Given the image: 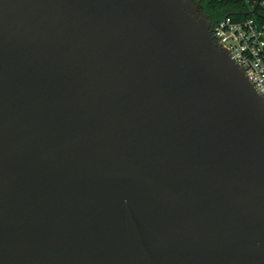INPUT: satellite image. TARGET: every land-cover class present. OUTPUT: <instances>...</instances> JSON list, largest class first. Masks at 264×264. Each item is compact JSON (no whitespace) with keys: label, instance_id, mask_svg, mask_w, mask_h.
Returning a JSON list of instances; mask_svg holds the SVG:
<instances>
[{"label":"water","instance_id":"water-1","mask_svg":"<svg viewBox=\"0 0 264 264\" xmlns=\"http://www.w3.org/2000/svg\"><path fill=\"white\" fill-rule=\"evenodd\" d=\"M194 0H0V264H264V98Z\"/></svg>","mask_w":264,"mask_h":264},{"label":"built area","instance_id":"built-area-1","mask_svg":"<svg viewBox=\"0 0 264 264\" xmlns=\"http://www.w3.org/2000/svg\"><path fill=\"white\" fill-rule=\"evenodd\" d=\"M238 20L227 16L211 27L215 43L226 49L264 98V0H245Z\"/></svg>","mask_w":264,"mask_h":264},{"label":"trees","instance_id":"trees-1","mask_svg":"<svg viewBox=\"0 0 264 264\" xmlns=\"http://www.w3.org/2000/svg\"><path fill=\"white\" fill-rule=\"evenodd\" d=\"M201 6V12L214 26L221 19L229 16L238 20L247 5L245 0H194Z\"/></svg>","mask_w":264,"mask_h":264}]
</instances>
